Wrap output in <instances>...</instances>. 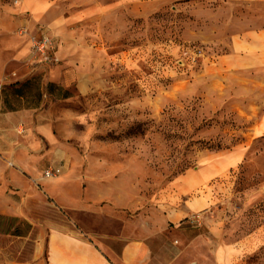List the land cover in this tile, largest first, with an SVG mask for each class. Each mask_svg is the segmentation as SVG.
Returning a JSON list of instances; mask_svg holds the SVG:
<instances>
[{
  "label": "rangeland",
  "instance_id": "374dc122",
  "mask_svg": "<svg viewBox=\"0 0 264 264\" xmlns=\"http://www.w3.org/2000/svg\"><path fill=\"white\" fill-rule=\"evenodd\" d=\"M0 82V264L68 209L147 223L151 264H264V0H0Z\"/></svg>",
  "mask_w": 264,
  "mask_h": 264
},
{
  "label": "crops",
  "instance_id": "0c3cea01",
  "mask_svg": "<svg viewBox=\"0 0 264 264\" xmlns=\"http://www.w3.org/2000/svg\"><path fill=\"white\" fill-rule=\"evenodd\" d=\"M69 227L52 228L45 244V264H151L147 223L128 221L101 210H66Z\"/></svg>",
  "mask_w": 264,
  "mask_h": 264
},
{
  "label": "built area",
  "instance_id": "2783aa9c",
  "mask_svg": "<svg viewBox=\"0 0 264 264\" xmlns=\"http://www.w3.org/2000/svg\"><path fill=\"white\" fill-rule=\"evenodd\" d=\"M45 35H41V37L37 40L33 39L32 40V47L34 49V51L36 53H39V54H44L45 53V50L47 49L48 45H49V40L47 39V37H44ZM3 84L2 82H0V98H1V95L3 93ZM52 169L48 170L45 172V176L46 178L52 174ZM54 171L55 172H59V168H54Z\"/></svg>",
  "mask_w": 264,
  "mask_h": 264
},
{
  "label": "trees",
  "instance_id": "16d2710c",
  "mask_svg": "<svg viewBox=\"0 0 264 264\" xmlns=\"http://www.w3.org/2000/svg\"><path fill=\"white\" fill-rule=\"evenodd\" d=\"M3 90H4V88H3Z\"/></svg>",
  "mask_w": 264,
  "mask_h": 264
}]
</instances>
